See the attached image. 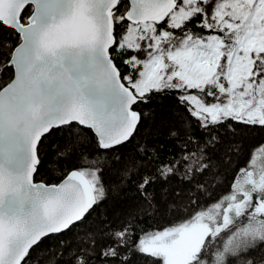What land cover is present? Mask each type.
<instances>
[{
    "label": "trees",
    "instance_id": "obj_1",
    "mask_svg": "<svg viewBox=\"0 0 264 264\" xmlns=\"http://www.w3.org/2000/svg\"><path fill=\"white\" fill-rule=\"evenodd\" d=\"M221 2L217 0L213 6L206 2L208 14L216 16ZM200 3L178 2V9L189 12L177 24H169V17L159 24L143 23L148 25L137 34L143 37H136L128 46L123 35L133 24L122 17L128 2H118L112 12L116 42L110 54L126 86L134 90L131 83L148 61L155 37L164 35L165 42L187 36L215 37L221 42L223 57L228 56L221 23H205ZM148 32L152 34L147 38ZM19 40L13 38L8 41L12 48L0 49V88L13 76L7 63ZM252 72V85L264 86V48L256 55ZM218 81L226 83L224 73ZM213 91L220 94L213 85L186 88L175 77L141 95L134 90L138 100L132 109L139 113V122L127 141L113 147H100L91 129L75 122L43 135L34 180L57 183L68 172L78 170L92 183L96 200L82 219L42 237L21 264H37V260L39 264H163L162 257L142 249L141 240L192 220L221 199H235V180L240 177L242 181L243 171L264 144V122L224 112L210 120L206 114L196 113L183 97L195 93L208 101ZM246 190L250 194L246 206L217 232L205 236L191 264H243L241 253L246 246L264 245V207L256 209L258 201H264V187ZM246 228L255 233L244 234Z\"/></svg>",
    "mask_w": 264,
    "mask_h": 264
},
{
    "label": "water",
    "instance_id": "obj_2",
    "mask_svg": "<svg viewBox=\"0 0 264 264\" xmlns=\"http://www.w3.org/2000/svg\"><path fill=\"white\" fill-rule=\"evenodd\" d=\"M123 18L159 24L176 0H126ZM119 0H40L21 26L0 88V264H21L42 237L67 229L95 202L78 170L57 183L34 180L37 147L50 129L71 122L96 135L102 148L127 141L140 115L111 58L112 10ZM22 6V5H21Z\"/></svg>",
    "mask_w": 264,
    "mask_h": 264
},
{
    "label": "rangeland",
    "instance_id": "obj_3",
    "mask_svg": "<svg viewBox=\"0 0 264 264\" xmlns=\"http://www.w3.org/2000/svg\"><path fill=\"white\" fill-rule=\"evenodd\" d=\"M216 9L217 16L221 15L222 18L219 29L223 47L229 53L227 57H223L221 42L215 37L192 39L187 36L182 41L173 42L174 48L162 42L164 35L155 37L148 61L142 64L133 82L134 89L141 95L150 88H158L172 77L179 79L186 88L213 85L220 94L214 91L209 93L212 98L208 101L195 93L183 96L193 105L196 113L206 114L210 120H215L224 112L262 123L264 86L262 83L257 87L252 85V68L256 55L264 48V0H222ZM183 16L184 11H175L168 23H177ZM145 25L148 24L128 26L123 41L131 46L136 37L142 38L137 34ZM229 31L234 34L227 43V38L232 36ZM151 34L148 32L147 38ZM221 73L225 75V84L218 81ZM222 91L226 95L224 99ZM243 174L242 181L238 177L233 184L235 199H221L188 222L148 234L140 242L142 249L162 257L163 264H190L205 236L217 232L229 223L232 215L238 214L246 206L250 196L246 188L259 190L264 187V144L256 151L250 167ZM263 207L264 201H258L256 209L262 211ZM253 233L255 229L244 230V234Z\"/></svg>",
    "mask_w": 264,
    "mask_h": 264
},
{
    "label": "snow or ice",
    "instance_id": "obj_4",
    "mask_svg": "<svg viewBox=\"0 0 264 264\" xmlns=\"http://www.w3.org/2000/svg\"><path fill=\"white\" fill-rule=\"evenodd\" d=\"M39 2L40 0H0V49L14 46L8 41L18 38L21 26H27L36 18L33 12L37 9L33 5H39ZM171 135L175 137L177 133L173 131ZM225 247L227 249V245ZM241 255L244 257L243 264H264V245L246 246Z\"/></svg>",
    "mask_w": 264,
    "mask_h": 264
},
{
    "label": "flooded vegetation",
    "instance_id": "obj_5",
    "mask_svg": "<svg viewBox=\"0 0 264 264\" xmlns=\"http://www.w3.org/2000/svg\"><path fill=\"white\" fill-rule=\"evenodd\" d=\"M183 0H177V3L178 2H182ZM201 1V8H202V10H203V12H204V21H205V23H207V24H214V23H217V24H219L220 25V23L222 22V18H221V15L220 16H214L215 14H208L209 12L207 11V8L208 7H205V5H207V4H209V3H206V2H210V5H212L213 6V3H214V5H215V3H216V1L217 0H200ZM222 1V0H221ZM190 4H192V3H187V5L186 6H188V5H190ZM177 5L178 4H176V6H175V9H174V12H175V10H176V7H177ZM177 11H184L183 9H177ZM185 12V15H187L188 14V12H186V11H184ZM216 14H217V9H216ZM220 21V22H219ZM175 24H177V23H175ZM191 37V36H190ZM192 38V37H191ZM193 39V38H192ZM115 42H116V40H115ZM171 48H174V47H171ZM150 50H149V54H151V48H149Z\"/></svg>",
    "mask_w": 264,
    "mask_h": 264
},
{
    "label": "bare ground",
    "instance_id": "obj_6",
    "mask_svg": "<svg viewBox=\"0 0 264 264\" xmlns=\"http://www.w3.org/2000/svg\"><path fill=\"white\" fill-rule=\"evenodd\" d=\"M34 246V245H33Z\"/></svg>",
    "mask_w": 264,
    "mask_h": 264
}]
</instances>
